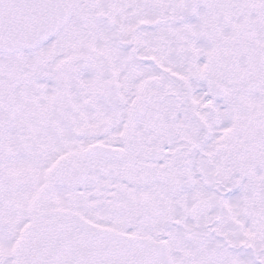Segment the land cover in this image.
I'll use <instances>...</instances> for the list:
<instances>
[{
    "label": "snow or ice",
    "instance_id": "obj_1",
    "mask_svg": "<svg viewBox=\"0 0 264 264\" xmlns=\"http://www.w3.org/2000/svg\"><path fill=\"white\" fill-rule=\"evenodd\" d=\"M0 264H264V0H0Z\"/></svg>",
    "mask_w": 264,
    "mask_h": 264
}]
</instances>
